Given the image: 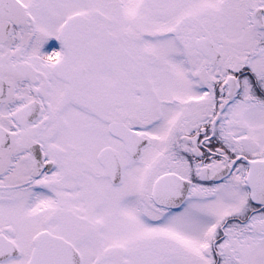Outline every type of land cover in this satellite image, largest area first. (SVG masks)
I'll list each match as a JSON object with an SVG mask.
<instances>
[{"label": "snow or ice", "instance_id": "snow-or-ice-1", "mask_svg": "<svg viewBox=\"0 0 264 264\" xmlns=\"http://www.w3.org/2000/svg\"><path fill=\"white\" fill-rule=\"evenodd\" d=\"M0 264H264V0H0Z\"/></svg>", "mask_w": 264, "mask_h": 264}, {"label": "flooded vegetation", "instance_id": "flooded-vegetation-1", "mask_svg": "<svg viewBox=\"0 0 264 264\" xmlns=\"http://www.w3.org/2000/svg\"><path fill=\"white\" fill-rule=\"evenodd\" d=\"M56 44H57V46H58V42H55Z\"/></svg>", "mask_w": 264, "mask_h": 264}]
</instances>
